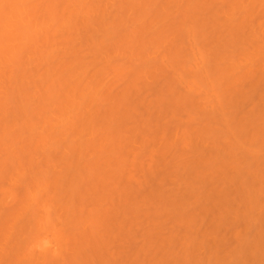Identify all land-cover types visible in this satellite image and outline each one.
Here are the masks:
<instances>
[{
  "label": "bare ground",
  "instance_id": "6f19581e",
  "mask_svg": "<svg viewBox=\"0 0 264 264\" xmlns=\"http://www.w3.org/2000/svg\"><path fill=\"white\" fill-rule=\"evenodd\" d=\"M0 264H264V0H0Z\"/></svg>",
  "mask_w": 264,
  "mask_h": 264
}]
</instances>
